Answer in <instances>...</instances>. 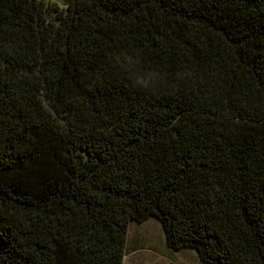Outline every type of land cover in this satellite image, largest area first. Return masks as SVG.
Masks as SVG:
<instances>
[{
    "label": "trees",
    "instance_id": "obj_1",
    "mask_svg": "<svg viewBox=\"0 0 264 264\" xmlns=\"http://www.w3.org/2000/svg\"><path fill=\"white\" fill-rule=\"evenodd\" d=\"M150 217L264 264V0H0V264H123Z\"/></svg>",
    "mask_w": 264,
    "mask_h": 264
},
{
    "label": "rangeland",
    "instance_id": "obj_2",
    "mask_svg": "<svg viewBox=\"0 0 264 264\" xmlns=\"http://www.w3.org/2000/svg\"><path fill=\"white\" fill-rule=\"evenodd\" d=\"M65 7L69 0H49ZM141 249L145 251H140ZM152 250V253H148ZM135 251L137 254H135ZM184 249L174 250L167 246L163 226L159 220L150 217L143 222L132 221L129 224L125 258L123 264H164L170 260L179 263ZM194 252V250H191ZM203 264V263H202Z\"/></svg>",
    "mask_w": 264,
    "mask_h": 264
},
{
    "label": "crops",
    "instance_id": "obj_3",
    "mask_svg": "<svg viewBox=\"0 0 264 264\" xmlns=\"http://www.w3.org/2000/svg\"><path fill=\"white\" fill-rule=\"evenodd\" d=\"M191 250H193V249L184 248V251H183L184 253L181 256V260L179 263H177V262L174 263L173 261L167 260V261H165L164 264H202V262L200 261L196 251H194L195 253H193V251H191ZM140 251H145V250L141 249ZM151 251L148 250V253L149 252L152 253ZM135 254H137L136 251H135ZM124 258H125V255H124Z\"/></svg>",
    "mask_w": 264,
    "mask_h": 264
}]
</instances>
